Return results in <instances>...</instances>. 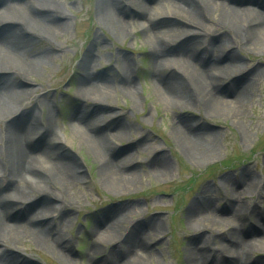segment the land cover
<instances>
[{
  "label": "rangeland",
  "instance_id": "1",
  "mask_svg": "<svg viewBox=\"0 0 264 264\" xmlns=\"http://www.w3.org/2000/svg\"><path fill=\"white\" fill-rule=\"evenodd\" d=\"M49 1V7L38 11L52 17L55 32L35 41L34 51L44 61L38 72L23 82L22 88L33 91L32 95L17 102L25 109L35 106L41 123L50 116L61 140L58 154L81 177L63 188L56 184L52 192L61 199L53 201L57 207L46 228L48 244L30 236L20 238L14 246L17 264H99L107 240L102 239L94 250L98 239L94 230L105 213L117 208L123 209L126 225H136L145 233L144 264H190L194 239L200 246L206 239L215 244L226 239L233 224L247 229L249 217L246 222L227 209L231 201L244 212L253 209L256 214L264 209V40L257 47L240 46L220 19L211 16L194 26L168 5L152 12L158 16L157 25L163 20L161 15L169 16L182 29L198 30L202 41L219 37L227 50L238 45L234 77L250 72L245 95L241 103L224 104L211 114L201 102L180 105L161 91L153 77L158 68L153 42L144 36L141 26L147 21L146 25L153 27L154 22L138 14L140 2L133 6L134 15L113 26L100 20L99 0ZM4 18L0 15V22ZM174 64L159 65L158 69L168 72ZM88 65L93 75L110 81L101 97L103 104L95 101L94 94L83 97L80 93V78ZM121 74L133 78L135 90L122 89ZM39 99L43 105H34ZM82 106L85 113L96 110L97 115L116 117L119 136L105 138V144L112 148V158L128 160L133 176L118 178L115 185L105 182L96 148L71 127L72 114ZM178 119L208 131L211 155H188L173 132ZM4 135L0 121V158ZM156 154L166 159L165 170L152 168ZM197 200L208 203L218 221L191 222L190 210ZM252 250L247 263L264 264V242L256 243Z\"/></svg>",
  "mask_w": 264,
  "mask_h": 264
},
{
  "label": "bare ground",
  "instance_id": "2",
  "mask_svg": "<svg viewBox=\"0 0 264 264\" xmlns=\"http://www.w3.org/2000/svg\"><path fill=\"white\" fill-rule=\"evenodd\" d=\"M139 2L142 7L138 14L151 22L158 19L152 12L161 5H168L185 15V21L194 26H200L201 20L211 16L220 19L223 26L233 31L240 46L257 47L264 40V0H239L238 3L237 0H99V18L113 26L121 25L123 17L134 15L133 6ZM49 6V0H0V15L7 17L0 22V121L4 123L5 134L0 158V264L19 262L14 246L20 238L30 236L43 245L48 244L46 228L57 207L53 201L61 199L52 190L57 185L68 186L81 177L73 172L72 164L58 154L61 140L50 116L41 123L35 115V106L25 109L17 102L22 96L30 98L32 95L33 91L22 88L23 82L37 73L44 61V57L34 51L35 41L55 32L52 17L38 11L40 7ZM161 16L163 20L159 25L154 22L151 27L146 25L147 21L141 25L144 36L153 42L152 52L158 68L175 63L168 72L154 70L153 77L162 86L161 91L180 105L201 102L211 114L224 104L241 103L250 72L234 77L238 71L234 66L238 45L227 50L226 43L219 37L202 41L198 30L182 29L169 16ZM88 67L80 78V93L83 97L94 94L95 101L103 104L101 97L110 81L93 75ZM120 82L125 92L135 90L130 76L121 74ZM34 105H43V100H36ZM115 118L97 115L96 110L85 113L82 106L70 119L73 132L96 148L105 182L114 185L116 179L134 174L132 168L128 170V160L112 158V148L105 144V138L119 136L114 125L119 123ZM173 132L188 155L198 158L211 155L208 131H202L200 125L178 119ZM37 149H40L38 154ZM160 156L156 154L152 158L154 171L167 167L166 159ZM77 169L82 172L81 167ZM227 210L245 220L249 217L248 228L243 230L233 224L226 239L215 244L206 239L200 246L194 239L189 249L190 264H250L247 260L253 253L252 247L264 242V209L256 214L253 209L244 212L241 205L231 201ZM190 211L191 222L218 221L212 217L213 212L206 202L197 200ZM100 221L94 230L98 239L93 249L99 248L102 239L107 240L108 248L99 264L145 263V233L136 225H126L123 209L105 213ZM120 229L123 231L118 233Z\"/></svg>",
  "mask_w": 264,
  "mask_h": 264
}]
</instances>
